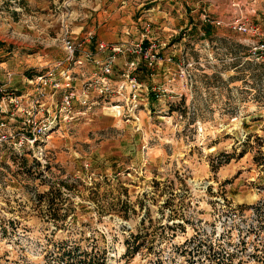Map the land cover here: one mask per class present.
<instances>
[{
	"label": "rangeland",
	"instance_id": "rangeland-1",
	"mask_svg": "<svg viewBox=\"0 0 264 264\" xmlns=\"http://www.w3.org/2000/svg\"><path fill=\"white\" fill-rule=\"evenodd\" d=\"M197 1L0 0V81L34 92L66 35L75 95L92 83L71 119L46 88L35 125L13 124L36 140L0 146V264H64L76 245L107 264H264V61L228 26L225 0ZM204 12L222 21L207 35ZM247 14L264 32V0ZM97 41L141 43L157 63L116 55L101 96ZM128 71L146 88L136 122L111 107L127 102Z\"/></svg>",
	"mask_w": 264,
	"mask_h": 264
},
{
	"label": "built area",
	"instance_id": "built-area-1",
	"mask_svg": "<svg viewBox=\"0 0 264 264\" xmlns=\"http://www.w3.org/2000/svg\"><path fill=\"white\" fill-rule=\"evenodd\" d=\"M254 6L255 0H232L230 7L234 12L228 19V26L233 31L246 34L253 38L249 43V54L256 60L264 61V32L261 26L249 18L247 14L248 10H254ZM202 20L205 24L219 25L222 23L220 20H214L206 12L203 13ZM63 48L66 52V57L54 63L53 66L48 67L42 74L36 76L34 92H22L14 88L11 85L12 73H7L5 79L0 81V146L4 147L12 142L14 145L18 144L23 147V144L36 140L34 131L28 134L23 131L16 132L13 124H24L25 120L28 124L31 121L35 125L37 115L44 114L45 112L46 88L62 92L59 102V113L65 119L67 117L69 119L72 118L71 113L74 112L73 104L75 96L83 106H88L89 88H91L92 83L88 81L84 82L78 96L75 95L72 86L76 73L71 67L77 63L75 58V53L78 50L77 45L65 35ZM95 49L98 53L108 51L106 59L98 63V69L101 75L94 82L96 83L98 93L104 97L110 95L112 91L109 85L110 80L106 75L110 72L116 55L127 52L128 54L136 55L138 58L144 57L148 59L150 66L153 63H157L155 62V56L150 54L147 49H143L141 43H117L108 45L103 41H97ZM83 55L86 60H94V55L88 51ZM94 62L96 63L98 61L95 60ZM127 64L128 69L135 70L138 62L133 58ZM130 74V71L125 74L129 88L127 102L125 104L114 103L111 107L125 111L136 122L139 120L137 112L144 105L141 94L146 88L134 76L130 77ZM27 81L32 82V80ZM122 88L123 85L117 87L116 93L119 94Z\"/></svg>",
	"mask_w": 264,
	"mask_h": 264
},
{
	"label": "trees",
	"instance_id": "trees-1",
	"mask_svg": "<svg viewBox=\"0 0 264 264\" xmlns=\"http://www.w3.org/2000/svg\"><path fill=\"white\" fill-rule=\"evenodd\" d=\"M203 32L205 35L210 33V24H203ZM61 186H63L64 184L61 183ZM49 192H45V196L48 197ZM41 197V196H40ZM56 220H58L57 217V213L54 212L53 213ZM57 226H63V223H59V225L57 224ZM138 236H135V239H137ZM134 242V241H133ZM131 243H129V241H126V253L127 254H132L134 255L137 251H138V247L135 246L133 247V249L131 250L130 248ZM61 253H60V257L61 260L64 264H107V260H106V256L103 253L99 254L97 252H90L88 253L87 251L81 250L79 246H74V247H65L64 249H60Z\"/></svg>",
	"mask_w": 264,
	"mask_h": 264
},
{
	"label": "crops",
	"instance_id": "crops-1",
	"mask_svg": "<svg viewBox=\"0 0 264 264\" xmlns=\"http://www.w3.org/2000/svg\"><path fill=\"white\" fill-rule=\"evenodd\" d=\"M173 3H174V5H178L177 7H181V5L182 4H187V3H189L191 0H171ZM193 1V0H192ZM206 1H209L210 3V5L211 4H213L215 1L214 0H198L197 2H199V3H203V2H206ZM226 2H227V5H226V7H227V9H226V11H227V13L229 14V16L230 15H232L233 14V9H231V7H230V3H231V1L232 0H225ZM192 5L194 6V7H196V5L194 4V3H192ZM232 13V14H231ZM179 15H182L181 13L179 14Z\"/></svg>",
	"mask_w": 264,
	"mask_h": 264
}]
</instances>
